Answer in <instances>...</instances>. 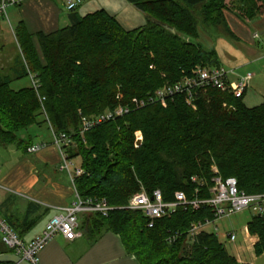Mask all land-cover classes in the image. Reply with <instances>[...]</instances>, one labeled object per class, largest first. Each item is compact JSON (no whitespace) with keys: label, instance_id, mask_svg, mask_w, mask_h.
<instances>
[{"label":"trees","instance_id":"trees-1","mask_svg":"<svg viewBox=\"0 0 264 264\" xmlns=\"http://www.w3.org/2000/svg\"><path fill=\"white\" fill-rule=\"evenodd\" d=\"M124 1L143 14V26L125 30L103 9L83 16L74 10L69 26L49 34L31 35L22 22L17 24L22 77L35 75L38 90L14 91L10 79L0 78V147L13 145L26 154L32 143L19 134L42 124L37 116L43 108L54 132L72 139L67 159L81 160L83 174L74 180L79 198H103L112 208L107 218L79 217V229L88 239L111 232L139 264H238L214 234L188 238L192 223L213 220L206 207L178 210L152 228L139 212L125 209L140 189L149 195L159 190L165 202L177 192L192 200L194 177L203 182L197 198L207 199L215 174L234 178L246 194L264 193V102L250 109L243 98L215 90L198 96L195 110L184 95L141 109L132 102L179 82L197 66L220 67L214 51L185 39L197 38L191 10L218 13L226 8L225 0ZM241 1L247 6L244 14L264 16V0ZM118 106L130 112L79 137L81 117ZM136 131L143 138L138 149L132 148ZM4 219L22 239L16 224ZM246 228L257 239L255 256H264V215L252 216Z\"/></svg>","mask_w":264,"mask_h":264},{"label":"built area","instance_id":"built-area-1","mask_svg":"<svg viewBox=\"0 0 264 264\" xmlns=\"http://www.w3.org/2000/svg\"><path fill=\"white\" fill-rule=\"evenodd\" d=\"M25 0H1L0 15L11 6H19ZM82 0H67L65 9L73 12L81 4ZM152 69V67H150ZM31 87L38 90V80L35 75H29ZM250 73L237 74L234 69L224 70L218 68L195 67L189 76L183 77L179 82L172 85L165 84L153 95H148L138 100H133L134 108L141 109L150 104L160 103L165 105L175 95H184L186 104L195 110V101L198 96L208 90H215L227 93L236 99L244 98L252 80ZM130 112L128 107L118 106L113 112H105L93 117H81V127L79 137L83 139L84 133L102 125L103 123L122 117ZM51 130V144L59 154L61 165L60 171L67 174L75 195V202L65 208H60L57 215L51 217L45 224L39 237L25 242L11 228L7 221L0 216V242L5 249L21 261L27 264H40V254L45 247L56 237L61 236L67 241H73L81 237L79 232V217L83 214H97L102 218H107L112 208L105 199H81L74 188V180L83 174L81 167H76L67 159L66 150L73 145L70 136L64 133L56 134ZM142 134H135V148L141 146ZM45 143L31 145L27 148L28 154H35L46 148ZM213 172L216 173L215 168ZM212 179L213 186L209 191V198L198 199L197 194L203 182L198 178L191 181L197 186L193 199L188 200L182 192L174 194L173 200L165 202L159 190L153 191L150 195L145 190L140 189L128 201L125 209L139 212L147 221V228H152L155 221L169 218L178 210H198L206 207L213 215V220L192 223L188 231V238L193 240L205 227L213 226L217 220L234 216L238 213L249 211L252 216L264 215V193L246 194L238 190L237 181L234 178L223 180L219 175ZM228 243H234V234L225 236Z\"/></svg>","mask_w":264,"mask_h":264},{"label":"rangeland","instance_id":"rangeland-1","mask_svg":"<svg viewBox=\"0 0 264 264\" xmlns=\"http://www.w3.org/2000/svg\"><path fill=\"white\" fill-rule=\"evenodd\" d=\"M82 1L83 5L80 9H84L85 13H93L102 8L110 10L125 30H132L139 25L145 24L143 15L132 9L124 10L117 3L118 0H110V2H107V0ZM109 3L111 6H109ZM225 4L226 8L218 13L210 14L207 8L191 10L196 23L197 38L190 39L186 37L185 41L188 43L193 42L208 51H214L220 67L224 70L234 69L237 74L250 73L253 76L243 98V104L251 109L264 102V16L255 13L252 14V17H249L247 13L244 14L243 10L247 6L241 0H225ZM215 23V29L209 27ZM16 26H14V20L10 15V9L7 8L5 13L1 14L0 19V78L10 79L9 87L14 91L22 88H31L32 86L29 76L22 77V57L20 49L19 47L18 49L16 48L13 39V29ZM11 69L14 70L13 73H11ZM121 97L119 95V99ZM37 120L42 124L38 128L32 127L27 129L26 132H21L22 135L30 136L34 145L50 143L52 140L51 126L43 108H41ZM137 132L139 131L134 132L133 135L132 148L134 149L140 147L135 148V134ZM14 147L13 145L0 147V182L14 167L17 169L24 165L31 166L32 174L34 171H39L38 176L40 177H42V173L47 174L53 171L50 167L48 169L39 167L42 162V154L45 151H39L35 154H24L21 150H15ZM22 178H26V176ZM58 180L59 182H67L65 173H60ZM71 198L75 199L70 194V201H72ZM251 218L252 213L245 211L217 220L208 229L213 230L212 234L218 236V241L221 244L229 251H233V245L230 246L227 240L225 238L222 239L221 236L234 234L236 243H243V233ZM213 227H216L217 231ZM190 245L191 242H188V246ZM63 247L65 248V246ZM5 250V247L0 242V251ZM245 257L247 262L252 259L253 264H264V256L253 259L251 255L245 254Z\"/></svg>","mask_w":264,"mask_h":264},{"label":"crops","instance_id":"crops-1","mask_svg":"<svg viewBox=\"0 0 264 264\" xmlns=\"http://www.w3.org/2000/svg\"><path fill=\"white\" fill-rule=\"evenodd\" d=\"M120 1L118 0L117 3L124 10L137 11L128 3L125 4L124 0ZM66 2L67 0H25L19 6H11L8 9H10V15L14 20V26L22 22L31 35L38 32L49 34L70 25L69 15L72 12L66 11ZM82 5L83 1L75 13L80 16L89 14L85 13L84 9H80ZM109 6H111L110 3ZM102 9L114 16L110 10ZM137 13L140 12L137 11ZM141 26L143 24L138 27ZM13 39L18 49L14 31ZM11 70L13 73L14 70ZM32 127L38 128L39 126ZM52 131L54 130L52 129ZM19 138L31 141L30 136H24L22 133L19 134ZM31 143L34 145L32 141ZM46 145V149L41 150L45 152L42 154V162L39 167L42 169L50 167L53 170L51 173H42V177H40L38 176L39 171H34L32 174V167L22 163L23 167L17 169L14 167L0 182V216L2 218L9 217L16 224L17 230L21 232L25 242L39 237L46 222L57 215L60 208L69 207L75 202V199L72 198L70 201V194L75 198L73 187L67 174L60 171L61 160L57 150L51 142ZM15 150L17 149L15 148ZM71 161L74 162V166L81 167L79 157L71 159ZM60 173H65L67 182H59L58 175ZM23 176L26 178H22ZM208 227H205L204 233L212 234L213 230L208 229ZM213 228L217 231L216 227ZM79 232L81 237L73 241H67L61 236H56L41 252L40 264H139L133 255L127 254L119 236L111 232H102L96 239L90 240L84 234V230L79 229ZM243 234V243H236V240L232 244L229 243L230 246L233 245V251H229L222 245L230 256L236 258L238 264H253L252 259L250 262L245 260V254L251 255L253 259L257 258L253 251L257 239L248 235L247 228ZM216 238L218 239V236ZM221 238L224 239L225 236L222 235Z\"/></svg>","mask_w":264,"mask_h":264},{"label":"water","instance_id":"water-1","mask_svg":"<svg viewBox=\"0 0 264 264\" xmlns=\"http://www.w3.org/2000/svg\"><path fill=\"white\" fill-rule=\"evenodd\" d=\"M155 24L168 29L166 26L161 25L160 23L153 21ZM171 33H174L173 29H168ZM0 264H27L24 261H21L18 257L12 255V254H0Z\"/></svg>","mask_w":264,"mask_h":264},{"label":"bare ground","instance_id":"bare-ground-1","mask_svg":"<svg viewBox=\"0 0 264 264\" xmlns=\"http://www.w3.org/2000/svg\"><path fill=\"white\" fill-rule=\"evenodd\" d=\"M189 76V75H188ZM65 134V133H64Z\"/></svg>","mask_w":264,"mask_h":264}]
</instances>
